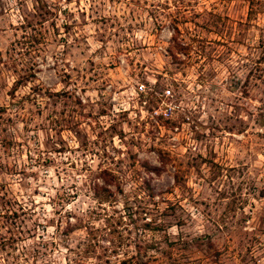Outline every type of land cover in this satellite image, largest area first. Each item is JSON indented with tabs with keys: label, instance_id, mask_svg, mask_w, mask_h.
I'll return each instance as SVG.
<instances>
[{
	"label": "rangeland",
	"instance_id": "1",
	"mask_svg": "<svg viewBox=\"0 0 264 264\" xmlns=\"http://www.w3.org/2000/svg\"><path fill=\"white\" fill-rule=\"evenodd\" d=\"M133 243L264 264V0H0V264Z\"/></svg>",
	"mask_w": 264,
	"mask_h": 264
},
{
	"label": "trees",
	"instance_id": "2",
	"mask_svg": "<svg viewBox=\"0 0 264 264\" xmlns=\"http://www.w3.org/2000/svg\"><path fill=\"white\" fill-rule=\"evenodd\" d=\"M57 94L59 93L56 92L55 95ZM100 178L104 183L112 182L111 175L104 170H102V172L100 173ZM93 189L95 190V192L98 190L101 191L103 196H105L106 198L111 194V191L105 186H101V185L98 186L96 184L93 186ZM69 196L74 197L75 191L72 192L71 195ZM151 246L152 245L148 244L147 246L140 247V245H138L137 243H133L132 250L130 249V251H124L123 257L116 259V262L111 264H152L151 255L147 253L148 249L152 248ZM106 260H107L106 264H110L109 260L108 259Z\"/></svg>",
	"mask_w": 264,
	"mask_h": 264
},
{
	"label": "built area",
	"instance_id": "3",
	"mask_svg": "<svg viewBox=\"0 0 264 264\" xmlns=\"http://www.w3.org/2000/svg\"><path fill=\"white\" fill-rule=\"evenodd\" d=\"M136 92L139 94H144V93L146 94V91L144 90V85L142 83L138 85ZM150 92H152V91H150ZM147 94H150V93L147 92ZM168 96H171L169 89L163 90V92L160 93V96H157L156 106L152 107L149 111L151 116L152 115H156V116L162 115V116L168 117L171 114L173 106H172L171 102L166 100V99H168ZM145 103H146V100H145V98H143L141 100L140 105L144 107Z\"/></svg>",
	"mask_w": 264,
	"mask_h": 264
}]
</instances>
